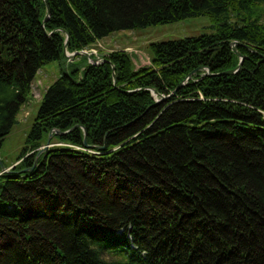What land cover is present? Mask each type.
Wrapping results in <instances>:
<instances>
[{"label": "trees", "instance_id": "trees-1", "mask_svg": "<svg viewBox=\"0 0 264 264\" xmlns=\"http://www.w3.org/2000/svg\"><path fill=\"white\" fill-rule=\"evenodd\" d=\"M263 14L264 0H0V151L39 71L66 60L0 176V264H264ZM202 17L213 33L151 44L152 67L66 56ZM233 43L245 61L229 74ZM51 133L73 148L36 164Z\"/></svg>", "mask_w": 264, "mask_h": 264}, {"label": "rangeland", "instance_id": "rangeland-1", "mask_svg": "<svg viewBox=\"0 0 264 264\" xmlns=\"http://www.w3.org/2000/svg\"><path fill=\"white\" fill-rule=\"evenodd\" d=\"M211 27L210 18L202 17L136 31H122L98 42L88 53L102 58L107 54L125 52L133 58L137 69L152 67L151 44L210 35L213 33ZM64 65H66V60H64L63 64L61 62H53L47 64L39 71L35 78L32 94L22 108L12 133L2 145L0 151L1 169L13 167L21 157L32 126L42 106L43 98L47 90L61 77V70ZM155 98L157 99L156 101H161L157 96ZM42 148L39 149V153Z\"/></svg>", "mask_w": 264, "mask_h": 264}, {"label": "water", "instance_id": "water-1", "mask_svg": "<svg viewBox=\"0 0 264 264\" xmlns=\"http://www.w3.org/2000/svg\"><path fill=\"white\" fill-rule=\"evenodd\" d=\"M50 14V13H49ZM49 16H47V18H48ZM239 46V44H237V43H233L232 45H231V48L233 49V51H234V53L235 54H237V56L240 58V65H239V67L237 68V70H235V71H233V72H230L229 74H235L236 72H238L240 69H241V67H242V65H243V63H244V61H245V58L238 52V50H237V47ZM77 55H80V53H77V54H75V55H72V56H69V57H71V58H74L75 56H77ZM209 74V73H208ZM159 103V102H158ZM67 134V133H66ZM86 134V133H85ZM52 135H53V133H51L50 134V136H49V139H48V141H47V144L45 145V147H43L42 148V150H41V152L38 154V156H37V159H36V164L38 163V158L43 154V153H45V152H47V150L49 149V147L51 146V141H52ZM56 135H59V136H61V133H56ZM84 146H85V148H90L89 146H88V144H87V141L85 140V142H84ZM33 170V169H32ZM6 172V169L5 168H3V172Z\"/></svg>", "mask_w": 264, "mask_h": 264}]
</instances>
